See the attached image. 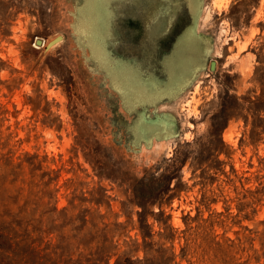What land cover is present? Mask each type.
<instances>
[{
	"label": "rangeland",
	"instance_id": "obj_1",
	"mask_svg": "<svg viewBox=\"0 0 264 264\" xmlns=\"http://www.w3.org/2000/svg\"><path fill=\"white\" fill-rule=\"evenodd\" d=\"M125 257L264 264V0H0V264Z\"/></svg>",
	"mask_w": 264,
	"mask_h": 264
},
{
	"label": "trees",
	"instance_id": "obj_2",
	"mask_svg": "<svg viewBox=\"0 0 264 264\" xmlns=\"http://www.w3.org/2000/svg\"><path fill=\"white\" fill-rule=\"evenodd\" d=\"M168 178H166V182H165V186H168ZM142 177L136 179V181L134 182V184H132L131 190L132 193L139 198L145 199V200H150V201H154L156 198L161 197L163 190L157 187V185L155 186H151L148 187V191L147 192H142V190H140L138 188V186H140L141 182H142ZM147 236L146 234H143V238ZM124 260H126L127 264H150V262L148 260H146V258L144 259H139V258H130V257H125L123 258L121 261H119L120 263H122V261L124 262Z\"/></svg>",
	"mask_w": 264,
	"mask_h": 264
},
{
	"label": "water",
	"instance_id": "obj_3",
	"mask_svg": "<svg viewBox=\"0 0 264 264\" xmlns=\"http://www.w3.org/2000/svg\"><path fill=\"white\" fill-rule=\"evenodd\" d=\"M61 35L57 34L54 37H52L51 39H49L46 43H45V47H49L53 42H55L56 40L60 39ZM37 42H39V40H36Z\"/></svg>",
	"mask_w": 264,
	"mask_h": 264
}]
</instances>
